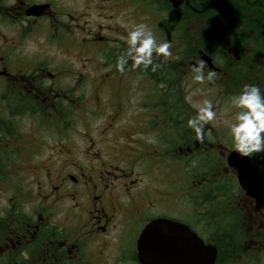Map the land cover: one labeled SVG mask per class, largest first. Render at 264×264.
I'll list each match as a JSON object with an SVG mask.
<instances>
[{"label":"flooded vegetation","instance_id":"obj_1","mask_svg":"<svg viewBox=\"0 0 264 264\" xmlns=\"http://www.w3.org/2000/svg\"><path fill=\"white\" fill-rule=\"evenodd\" d=\"M240 1L243 23L239 0H0V264H139L137 240L157 219L213 246L228 224L243 259L261 261L262 203L246 196L227 163L234 151L227 126L206 123L203 140L186 127L198 109L186 102L189 89L200 104L213 102L219 120L221 103L246 85L264 94V0ZM142 18L160 24L171 56L154 52L155 71L129 60L121 73L116 58L128 45L120 37ZM237 34L251 45L242 49ZM56 50L80 53L86 78L64 83L71 71L52 68ZM200 59L205 75L216 73L211 82L192 80L190 65ZM88 115L104 127L95 138L83 127L76 147L81 130L64 120L85 123ZM143 134L160 138V147L135 141ZM160 165L163 184L154 179ZM211 224L218 229L209 232Z\"/></svg>","mask_w":264,"mask_h":264},{"label":"clouds","instance_id":"obj_2","mask_svg":"<svg viewBox=\"0 0 264 264\" xmlns=\"http://www.w3.org/2000/svg\"><path fill=\"white\" fill-rule=\"evenodd\" d=\"M128 47L116 58V69L123 73L129 60L133 66L155 71L157 65L153 63V53L165 58L171 56L170 43L167 40L157 43L152 31L144 23L133 24L126 35L120 37ZM193 73L192 80L196 83L211 82L216 73L209 68L205 75L206 63L199 60L190 65ZM232 106L237 109L234 122L229 125V133L233 142V149L241 157H251L254 153L264 152V94L254 84L246 85L238 95L231 98ZM210 121L223 123L213 109V102L205 99L197 109V113L190 118L186 127L193 130L197 140H203L206 130L204 125Z\"/></svg>","mask_w":264,"mask_h":264},{"label":"water","instance_id":"obj_3","mask_svg":"<svg viewBox=\"0 0 264 264\" xmlns=\"http://www.w3.org/2000/svg\"><path fill=\"white\" fill-rule=\"evenodd\" d=\"M232 51L237 59L236 48ZM227 163L235 170L246 196L260 201L264 210V181L256 175L249 158L233 151ZM136 249L139 264H215L217 257L214 246L205 244L187 226L168 219H157L146 225Z\"/></svg>","mask_w":264,"mask_h":264},{"label":"rangeland","instance_id":"obj_4","mask_svg":"<svg viewBox=\"0 0 264 264\" xmlns=\"http://www.w3.org/2000/svg\"><path fill=\"white\" fill-rule=\"evenodd\" d=\"M157 20L159 21H162L159 17H157ZM146 20L144 18H142L141 20V23H144L145 25H147L148 27V24L145 22ZM150 25V24H149ZM160 24H157L156 23H153V27H148L157 43L159 42H162L164 40H168L166 37H165V34H163V32L160 30L159 26ZM161 27V26H160ZM160 30V31H159ZM200 34L204 35V41H209L211 39V36L209 33L207 32H201ZM192 35V34H191ZM193 38V36H192ZM195 39V38H193ZM223 40V39H222ZM237 41H239V46L242 47V49H245L246 46H250L251 45V41L250 39L244 37V36H241L240 34H237V38H236ZM247 50L243 53L242 55V59L243 61L245 62L246 59H247ZM52 60H53V63H52V68L53 65L55 66V70H58V69H69L71 71L70 74L68 75H65V81L64 83L68 84L69 81L72 79V78H79L80 75L79 73H82L84 74L85 78H86V74L88 72V66H87V63H86V68H83L84 66L81 67V65L83 64L82 62V58H81V54L80 53H63V52H58L57 50L55 51L54 53V57H51ZM95 66V65H94ZM95 72L93 71V77H95ZM98 75H101V71L99 72ZM89 84L88 82H84L83 85L84 87L83 90H82V94L83 96H87L88 93H89ZM191 88V86H190ZM195 89H189V94L185 97L186 98V102H188V105L193 108H197L199 107L201 104L200 102H198L196 99H192V93H194ZM109 94V92H108ZM187 94V93H186ZM106 96V95H105ZM85 99V98H84ZM107 99H109L107 97ZM223 102V101H221ZM94 107H95V104H94ZM191 107V109H192ZM92 107L89 106V109H91ZM94 109V108H93ZM96 109V107H95ZM132 110V109H131ZM237 109H235L232 104H231V101H224L223 103H221L220 105V115H221V119L222 121L225 123V125L227 126V130H229V125L234 122V117H235V113H236ZM78 113V112H77ZM90 115H88L87 117H85L87 119V121L84 123H82V120H80L79 118H76V119H67V120H64V122L66 121H71V126L74 128L75 131H79L81 130V132L76 136V143L74 146L76 147H80L82 144H83V140L80 138V137H83V132L85 131L86 128H83L85 127L86 125L87 126H90V127H87V129L90 131L91 130V135L95 138L96 136V131L98 132L100 127H104V122L101 118H90L89 117ZM29 133H33L31 131V129H29ZM43 135H44V138H45V141H47L48 139V131H45V132H42ZM70 133V132H69ZM70 135L72 136L73 134L70 133ZM141 139L142 142H145L146 144H152L156 147H160V144L159 142L161 141L160 138H155L153 135L151 134H143V135H140V136H136L134 139L135 141H137V139ZM102 139V136L98 138V142H102L101 141ZM53 141V140H52ZM233 145V144H232ZM104 147V145L102 146ZM40 154H42V157H46L47 154H48V150H47V147H45L43 150L40 151ZM258 154H262V159L260 157H255L251 156V160H253V163L255 165V168H256V172L258 173L259 176H261L263 179H264V152H261V153H258ZM122 167H125L126 164L122 163L121 164ZM35 166L32 161L30 160L29 161V174L30 176H34V174L31 172V168ZM160 168H158V170L156 171V177L154 178L157 182V184H163V180L165 181L166 178H164V175L166 174L164 169L166 170L165 167H162V165L159 166ZM163 169H162V168ZM136 170L139 172V173H144V170L142 167H138L136 168ZM148 179V178H147ZM192 187H190V191L192 190L191 189ZM191 204V202H190ZM191 205H189V214L191 212ZM181 209H174V212L178 213L180 215V211ZM186 214H184L185 216ZM253 216L255 217V213H253ZM190 223L193 225V221H191V219H189ZM191 225V227L195 230V228ZM196 232V231H195ZM205 233H201V235H203L204 237H206V235H204ZM245 238V236L243 237ZM241 253L238 255V256H233L232 259L228 260L225 264H264V255H263V258L261 259V261H249V260H245L243 259V255L240 256ZM245 255V254H244ZM95 264H99L98 262H96Z\"/></svg>","mask_w":264,"mask_h":264},{"label":"trees","instance_id":"obj_5","mask_svg":"<svg viewBox=\"0 0 264 264\" xmlns=\"http://www.w3.org/2000/svg\"><path fill=\"white\" fill-rule=\"evenodd\" d=\"M245 5L246 4L244 2H241L239 0L238 9L236 11L237 18L238 16H240V13H245V11L247 10V7ZM238 20L242 21L240 18H238ZM223 211L226 212L227 209H223ZM208 228H209V232H211L217 230L218 226H216L215 224H211V226H209ZM221 228H223L222 234L215 237V240L217 238V240L215 241V246L219 251L216 264H225L228 260L232 259L233 256H238L240 253H241L240 256L245 254V252L243 251L244 247L239 245L240 243L239 240H236L234 235L231 234L230 231L228 230L229 225L224 224L223 227Z\"/></svg>","mask_w":264,"mask_h":264}]
</instances>
